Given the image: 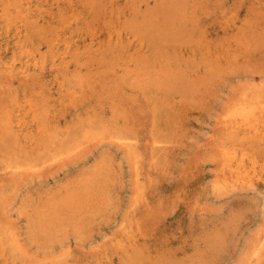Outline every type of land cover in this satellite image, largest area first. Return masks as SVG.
Returning a JSON list of instances; mask_svg holds the SVG:
<instances>
[{
    "label": "rangeland",
    "instance_id": "obj_1",
    "mask_svg": "<svg viewBox=\"0 0 264 264\" xmlns=\"http://www.w3.org/2000/svg\"><path fill=\"white\" fill-rule=\"evenodd\" d=\"M263 136L264 0H0V264H264Z\"/></svg>",
    "mask_w": 264,
    "mask_h": 264
},
{
    "label": "bare ground",
    "instance_id": "obj_2",
    "mask_svg": "<svg viewBox=\"0 0 264 264\" xmlns=\"http://www.w3.org/2000/svg\"><path fill=\"white\" fill-rule=\"evenodd\" d=\"M171 6H172V5H171ZM178 9H179V8H178ZM169 10H170V8H169ZM182 10H183V9H182ZM34 20H35V19H34ZM171 82H172V81H171ZM250 104H252V103H250ZM253 104H254V103H253ZM257 104H258V103H257ZM256 106H257V105H256ZM240 107H242V106H240ZM252 107H253V106H252ZM250 108H251V107H250ZM253 108H254V107H253ZM238 109H239V108H238ZM260 109H261V108H260ZM238 111H239V110H238ZM243 111H244V110H243ZM248 111H249V110H248ZM254 111H255V110H254ZM256 111H257V110H256ZM240 112H242V111H240ZM230 113H231V112H230ZM232 113H233V112H232ZM234 114H235V113H234ZM236 114H237V113H236ZM238 115H239V114H238ZM243 115H244V114H243ZM232 116H233V115H232ZM253 116H254V114H253ZM254 117H256V115H255ZM254 117H253V118H254ZM229 118H230V117H229ZM250 118H251V117H250ZM260 118H261V117H260ZM251 119H252V118H251ZM256 119H257V118H256ZM256 119H255V120H256ZM252 120H253V119H252ZM236 121H237V120H236ZM257 121H258V120H257ZM226 122H228V121H226ZM231 122H232V121H231ZM240 122H241V121H240ZM260 122H261V121H260ZM228 123H229V122H228ZM241 124H242V123H241ZM245 124H246V123H245ZM261 124H262V123H261ZM239 125H240V124H239ZM243 125H244V123H243ZM224 126H225V125H224ZM228 126H229V125H228ZM233 127H234V126H233ZM236 127H239V126H236ZM243 127H244V126H243ZM225 128H226V127H225ZM234 128H235V127H234ZM227 129H229V128H227ZM230 129H231V128H230ZM230 129H229V130H230ZM257 129H258V128H257ZM252 130H253V129H252ZM230 131H231V130H230ZM242 131H243V130H242ZM249 131H250V130H249ZM260 131H261V130H260ZM239 133H241V132H239ZM243 133H244V132H243ZM226 134H227V133H226ZM241 134H242V133H241ZM246 134H247V133H246ZM246 134H245V135H246ZM253 134H254V133H253ZM255 134H256V133H255ZM231 135H232V134H231ZM237 135H238V134H237ZM256 135H257V134H256ZM240 136H241V135H240ZM247 136H248V135H247ZM230 137L232 138V136H230ZM234 137H235V136H234ZM260 137H261V135H260ZM242 138H243V137H242ZM242 138H241V139H242ZM247 138H248V137H247ZM263 138H264V136H263ZM236 139H237V138H236ZM254 139H255V138H254ZM256 139H257V138H256ZM245 140H246V138H245ZM249 140H250V139H248V141H249ZM258 140H259V139H258ZM240 141H241V140H240ZM253 141H254V140H253ZM253 141H252V143H253ZM256 142H258V141H256ZM263 142H264V141H263ZM243 143H244V142H243ZM252 143H251V144H252ZM259 144H260V143H259ZM254 145H255V144H254ZM238 146H239V145H238ZM250 146H251V145H250ZM252 146H253V145H252ZM263 146H264V145H263ZM263 146H262V147H263ZM234 147H235V146H234ZM253 147H254V146H253ZM236 148H237V146H236ZM242 148H243V147H242ZM225 149H226V148H225ZM233 149H235V148H233ZM245 149H246V148H245ZM259 149H260V148H259ZM263 149H264V148H263ZM228 150H229V148H228ZM228 150H226V151H228ZM230 150H231V149H230ZM260 150H261V149H260ZM260 150H259V151H260ZM236 151H237V150H236ZM236 151H235V152H236ZM223 154H224V151H223ZM221 156H222V155H221ZM236 156H237V153H236ZM238 156H239V155H238ZM241 156H242V155H241ZM249 157H250V156H249ZM249 157H248V158H249ZM252 158H253V157H252ZM234 159H235V158H234ZM244 159H245V158H244ZM248 160H249V159H248ZM229 161H230V160H229ZM234 161H237V159L234 160ZM238 162H239V161H238ZM222 163H223V162H222ZM235 163H236V162H235ZM243 164H244V163H243ZM240 165H241V164H240ZM243 166H244V165H243ZM237 167H238V166H237ZM241 167H242V166H241ZM244 167H245V166H244ZM247 167H248V166H247ZM235 169H236V168H235ZM247 169H248V168H247ZM260 169H261V168H260ZM262 169H263V168H262ZM243 171H244V170H243ZM245 171H246V170H245ZM240 172H241V171H240ZM229 174H230V173H229ZM239 174H240V173H239ZM255 174H256V173H255ZM255 174H253V175H255ZM236 175H237V173H236ZM240 175H241V174H240ZM241 177H242V176H241ZM241 177H240V178H241ZM245 177H246V176H245ZM255 177H256V176H255ZM238 178H239V177H238ZM240 178H239V179H240ZM243 179H244V178H243ZM246 180H247V179H246ZM249 180H250V179H249ZM262 180H263V179H262ZM262 180H261V181H262ZM240 181H241V180H240ZM262 182H263V181H262ZM80 209H81V208H80ZM81 210H82V209H81ZM74 214H75V213H74ZM72 216H73V215H72ZM75 218H76V217H75ZM41 223H42V222H41ZM48 227H49V226H48ZM48 230H49V229L46 228V227L40 229V231H45V232H47ZM49 231H50V230H49ZM131 262H132V261H131Z\"/></svg>",
    "mask_w": 264,
    "mask_h": 264
}]
</instances>
